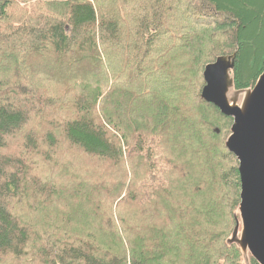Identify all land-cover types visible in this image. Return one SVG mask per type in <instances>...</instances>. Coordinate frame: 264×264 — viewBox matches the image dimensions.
<instances>
[{
    "label": "trees",
    "instance_id": "obj_1",
    "mask_svg": "<svg viewBox=\"0 0 264 264\" xmlns=\"http://www.w3.org/2000/svg\"><path fill=\"white\" fill-rule=\"evenodd\" d=\"M234 51V89L252 88L264 0H0V151L85 161L41 183L0 154V264H244L232 120L200 99Z\"/></svg>",
    "mask_w": 264,
    "mask_h": 264
},
{
    "label": "water",
    "instance_id": "obj_2",
    "mask_svg": "<svg viewBox=\"0 0 264 264\" xmlns=\"http://www.w3.org/2000/svg\"><path fill=\"white\" fill-rule=\"evenodd\" d=\"M236 56L234 51L205 66L200 99L232 120L225 147L238 162L240 202L226 244L240 250L244 264L249 256L264 264V70L252 88L235 90Z\"/></svg>",
    "mask_w": 264,
    "mask_h": 264
},
{
    "label": "rangeland",
    "instance_id": "obj_3",
    "mask_svg": "<svg viewBox=\"0 0 264 264\" xmlns=\"http://www.w3.org/2000/svg\"><path fill=\"white\" fill-rule=\"evenodd\" d=\"M67 112H69V111H67ZM70 112H69V114H70ZM33 128H34V131H35L34 125H33ZM57 153L65 155V156H58V158H55V159L59 162V164H62L63 167L66 168V171H67L68 175H73L75 177L76 182H78L77 180L80 179L81 175H82L81 171L84 170L83 164H84L85 161L81 158V156L73 154L66 147L60 148L59 151H57ZM0 154L1 155H5L6 157H8V156L21 157L22 159H24V162H25L24 165L25 166H28V163H34L37 168H31L32 171L30 173H28V177L36 179V180H38V182L41 181V183H42V178H44L46 181H48L56 173H59L60 179L66 180L65 179L66 171L65 172H60V166L59 167H53L52 165H49V164L45 165L44 162L40 161L32 153L31 154L30 153H26V151L22 147H20L18 145V143H16L14 146L7 147L6 149L3 150V152L0 151ZM30 193H31V190L25 192L24 194H30ZM18 196L20 197V194ZM19 202H20V200H19ZM239 202H240V200H239ZM20 203H22V204L21 205H16L15 207L13 206V208H14V211H13L14 215L13 216L15 218H19L20 217V219L22 221H24L21 218V216L25 217V215L27 214L26 212H27L28 205H23L24 202H20ZM58 210L60 211L61 209L59 208ZM74 210L75 211H80L82 213L84 211H86V209L84 207H82V206H76V207H74ZM21 214H25V215H21ZM53 214H55V212ZM236 214H237V210H236L235 215ZM235 215H234V217H235ZM39 217L42 218L41 215ZM25 220H26V218H25ZM72 222H74L72 225H75V223L80 224V223L84 222V220L80 216L78 218V215H77V216H75L72 219ZM23 223H25V222H23ZM235 225H236V220H235ZM240 229H241V224H240ZM230 237H231V235H230ZM43 241H46V240L43 239ZM19 262H21V261H19ZM16 264H19V263H16ZM27 264H30V263H27Z\"/></svg>",
    "mask_w": 264,
    "mask_h": 264
}]
</instances>
